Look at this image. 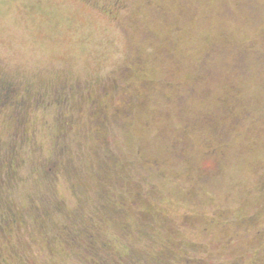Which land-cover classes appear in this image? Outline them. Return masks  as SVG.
I'll return each instance as SVG.
<instances>
[{"label": "rangeland", "instance_id": "obj_1", "mask_svg": "<svg viewBox=\"0 0 264 264\" xmlns=\"http://www.w3.org/2000/svg\"><path fill=\"white\" fill-rule=\"evenodd\" d=\"M0 206L3 264H264V0H0Z\"/></svg>", "mask_w": 264, "mask_h": 264}, {"label": "flooded vegetation", "instance_id": "obj_2", "mask_svg": "<svg viewBox=\"0 0 264 264\" xmlns=\"http://www.w3.org/2000/svg\"><path fill=\"white\" fill-rule=\"evenodd\" d=\"M4 211H6V210H4L0 206V235H4V231L9 232L10 228H11V225H9V223L10 222H12V223L15 222V219H14L15 217L12 216L11 220L6 218V215H5ZM6 213H8V212L6 211ZM87 251H89V248H88ZM88 255H90V254H88ZM0 264H3V262L0 261Z\"/></svg>", "mask_w": 264, "mask_h": 264}]
</instances>
